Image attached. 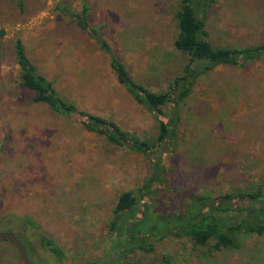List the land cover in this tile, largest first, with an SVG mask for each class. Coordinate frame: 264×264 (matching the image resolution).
<instances>
[{
	"label": "rangeland",
	"instance_id": "1",
	"mask_svg": "<svg viewBox=\"0 0 264 264\" xmlns=\"http://www.w3.org/2000/svg\"><path fill=\"white\" fill-rule=\"evenodd\" d=\"M180 1L23 0L19 7L0 0V232L19 234L34 264H264V234L246 235L239 249L171 235L151 251H132L115 247L111 231L124 191L139 197V220L146 205L180 212L188 193L219 195L264 183V59L220 65L198 79L181 105L175 146L162 156L164 181L151 195L145 184L152 164L143 153L32 101L34 93L21 84L18 37L38 73L80 110L155 137L158 121L119 83L109 55L71 13L86 7L90 24L131 75L161 92L188 61L174 45ZM207 28L217 45L263 42L264 0H219ZM42 235L62 248L63 258L43 245ZM0 264H23L9 240H0Z\"/></svg>",
	"mask_w": 264,
	"mask_h": 264
},
{
	"label": "trees",
	"instance_id": "2",
	"mask_svg": "<svg viewBox=\"0 0 264 264\" xmlns=\"http://www.w3.org/2000/svg\"><path fill=\"white\" fill-rule=\"evenodd\" d=\"M16 1L19 7H23V0ZM218 1H180L176 12L178 35L174 45L187 55L188 61L167 90L161 92L150 90L131 75L124 62L114 54L108 40L100 36L98 30L90 24L86 7L81 13H71L81 29L94 38L100 49L109 55L110 66L119 83L158 121L159 132L153 138H141L123 129L117 121L80 110L75 103L65 99L52 81L38 73L23 40L18 37L14 42V52L20 68L21 84L34 93L32 101L48 104L55 112L76 118L86 130L143 153L152 164L151 176L145 184L146 194L151 195L153 191L157 194L153 187L157 183H163L165 176L162 156L169 145L175 146L173 140L181 119V105L192 94L198 79L220 65H243L249 61L264 59V41L244 47H232L217 45L209 38L207 18ZM66 12L70 14L69 11ZM187 198L188 201L180 212L171 209L163 212L155 206L153 210L146 205L147 213L144 218L137 220L136 212L142 209L139 197L133 191L122 192L111 224V231L117 234L115 247L127 245L132 251H151L156 241L174 235L189 237L198 245L211 243L216 250L239 249L246 235L264 234V183L250 190H231L219 195L188 193ZM242 203L247 206H242ZM25 221L35 225L29 217ZM128 240L132 242L131 246L126 244ZM42 242L59 258L64 257L62 248L53 240L42 235ZM27 250L30 255L31 252Z\"/></svg>",
	"mask_w": 264,
	"mask_h": 264
},
{
	"label": "water",
	"instance_id": "3",
	"mask_svg": "<svg viewBox=\"0 0 264 264\" xmlns=\"http://www.w3.org/2000/svg\"><path fill=\"white\" fill-rule=\"evenodd\" d=\"M0 240H9L15 245L17 251L21 256L23 264H34L29 255L27 247L17 234L11 231L0 232Z\"/></svg>",
	"mask_w": 264,
	"mask_h": 264
}]
</instances>
